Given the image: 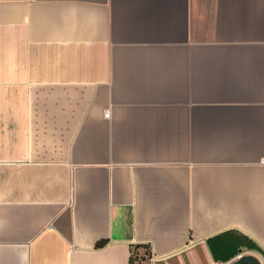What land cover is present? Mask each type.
<instances>
[{"label":"crops","instance_id":"obj_1","mask_svg":"<svg viewBox=\"0 0 264 264\" xmlns=\"http://www.w3.org/2000/svg\"><path fill=\"white\" fill-rule=\"evenodd\" d=\"M263 158L264 0H0V264H264Z\"/></svg>","mask_w":264,"mask_h":264},{"label":"water","instance_id":"obj_2","mask_svg":"<svg viewBox=\"0 0 264 264\" xmlns=\"http://www.w3.org/2000/svg\"><path fill=\"white\" fill-rule=\"evenodd\" d=\"M229 264H262L261 261L252 254H244L236 258Z\"/></svg>","mask_w":264,"mask_h":264},{"label":"built area","instance_id":"obj_3","mask_svg":"<svg viewBox=\"0 0 264 264\" xmlns=\"http://www.w3.org/2000/svg\"><path fill=\"white\" fill-rule=\"evenodd\" d=\"M106 116L108 115V113L105 114ZM261 164H264V158L260 161ZM242 254H239V256H241ZM218 264H229V263H218Z\"/></svg>","mask_w":264,"mask_h":264}]
</instances>
